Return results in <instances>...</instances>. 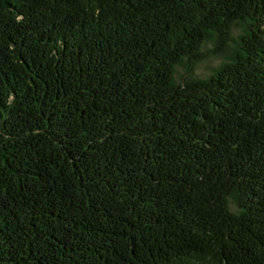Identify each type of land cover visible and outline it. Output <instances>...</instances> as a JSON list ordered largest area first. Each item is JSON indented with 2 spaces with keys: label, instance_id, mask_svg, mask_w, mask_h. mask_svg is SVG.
Listing matches in <instances>:
<instances>
[{
  "label": "trees",
  "instance_id": "1",
  "mask_svg": "<svg viewBox=\"0 0 264 264\" xmlns=\"http://www.w3.org/2000/svg\"><path fill=\"white\" fill-rule=\"evenodd\" d=\"M0 264H264V0H0Z\"/></svg>",
  "mask_w": 264,
  "mask_h": 264
},
{
  "label": "rangeland",
  "instance_id": "2",
  "mask_svg": "<svg viewBox=\"0 0 264 264\" xmlns=\"http://www.w3.org/2000/svg\"><path fill=\"white\" fill-rule=\"evenodd\" d=\"M244 28L243 24L234 25L230 30L229 39L224 50L220 52H215L217 47L216 34L214 32L208 33L200 49L203 57L192 64L188 63L186 59L176 64L173 73L174 82L181 83L186 79H208L224 65L231 62L239 50L240 38L244 33ZM229 206L231 210H234L235 206L230 200Z\"/></svg>",
  "mask_w": 264,
  "mask_h": 264
}]
</instances>
